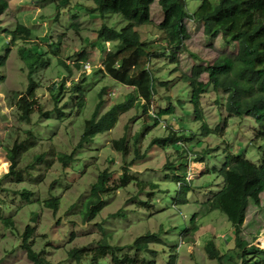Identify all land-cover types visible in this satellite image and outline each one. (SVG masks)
Masks as SVG:
<instances>
[{
	"label": "rangeland",
	"instance_id": "obj_1",
	"mask_svg": "<svg viewBox=\"0 0 264 264\" xmlns=\"http://www.w3.org/2000/svg\"><path fill=\"white\" fill-rule=\"evenodd\" d=\"M7 1L9 6L0 15V35L5 29L12 30L18 21L30 25L29 17L34 22L36 19L39 21L35 24L33 40L14 44L7 36L9 52L4 50V41L0 42V57L5 55L0 62V264H32L20 247L19 235L28 224L34 228V249L45 248L47 259L60 264H88L90 256L83 255L79 262L68 257L67 251L82 247L89 253L88 249L94 248L102 237L121 249L116 252L118 257H136L145 264H165L173 253L176 254V264H211L213 260L208 258L204 249L206 241L210 239L221 252L229 251L234 241L226 216L217 209L201 214L199 211L209 191L216 190L221 182L220 176L208 171L212 166L221 164L227 152L240 153L254 162L258 161L264 143L254 139L253 120L247 116L227 117L223 104L226 95L222 90H214L207 74L202 73L200 79L207 84L201 96L203 116L210 127L219 125V132L201 135L198 131L200 122L194 119V114L183 115L179 107L176 109L178 123H174L170 117H163L154 124L153 119L136 104L119 114L113 128L96 134L89 142L78 144L84 122L90 118L96 105H100L99 117L115 103L123 101L128 93L135 92L108 74L103 61L110 44L96 39L97 30L104 21L119 19L116 23L118 28L124 22L115 15L103 18L97 14L81 13L77 18L79 28L75 30L69 27L68 16L71 10L76 12L78 9L72 8L73 4L58 11L56 0ZM72 1L94 7L90 0ZM187 3L193 11L199 0H187ZM150 9L152 23L140 27V32L143 38L149 37L155 41L160 37L158 24L163 13L157 1L152 3ZM57 13L58 17L55 15ZM40 16L44 17L43 21ZM185 25L188 36L177 63L169 58L164 61V56L160 55L151 61L150 66H154L153 70L158 75L168 74L170 79H178V83L171 80L169 94L172 98L184 97L186 100L183 93L186 86L179 82L182 73L189 74L194 64L204 66L217 57L233 55L236 47L234 43L223 41L220 36L207 38L199 22L186 18ZM59 38V55L50 52L48 55L42 54L44 61L48 60L50 64L36 68L32 78L37 86L36 107L50 111L55 105L64 104V114L59 116L55 111L49 118L41 119L36 111L32 114L31 122L22 120L11 102V95L13 91H24L30 77L26 61L18 49L21 46L29 47L32 42L38 43L35 44L37 48L48 49L51 39L57 42ZM86 39H90L89 44L85 42ZM83 46L89 54V63L79 69L74 68L73 60L67 57L71 49L77 51ZM61 59L72 66L70 71L60 66L58 60ZM98 68L102 72L94 74ZM61 79L65 82L64 90L55 102L51 98V91ZM72 82L83 84L86 91L83 95L85 103L81 108L76 104V94H71L69 87ZM102 89L105 92L100 94ZM160 99L159 96L152 99L150 115L156 112L158 105H165V101ZM173 125L177 130H172ZM27 130H32L35 139L25 143L26 152L22 153L20 160L23 172L28 173L27 178L17 180L6 175L9 168L7 148L15 140L22 141L27 136ZM170 134L173 138L176 135L181 137L178 144L174 145L172 138L165 144L161 143L160 138ZM121 137L126 144L124 152L112 145L114 139ZM154 138H157L155 144ZM42 153L43 162L39 163L37 157ZM61 153L71 154L73 158L64 165L57 159ZM200 153L202 160H198ZM35 158L36 162L31 166H24ZM103 171L109 174L110 190L102 195L101 210L93 218L86 219L81 213L82 205L92 184ZM125 171L131 177L121 185ZM33 177L36 179H31ZM185 179L190 189L186 193V200L181 202L178 188ZM23 189L32 192L30 199L21 197ZM52 196L59 199L56 210L43 205V201ZM260 197V204L250 203L241 235L257 247L264 248V192ZM194 213H197L198 229L188 230ZM6 217L13 219V229L3 224L2 219ZM147 233L156 237L148 244L150 250L141 252L133 248V241ZM111 258L112 253H109L94 261V264H114Z\"/></svg>",
	"mask_w": 264,
	"mask_h": 264
},
{
	"label": "trees",
	"instance_id": "obj_2",
	"mask_svg": "<svg viewBox=\"0 0 264 264\" xmlns=\"http://www.w3.org/2000/svg\"><path fill=\"white\" fill-rule=\"evenodd\" d=\"M45 1V0H42ZM50 1V0H49ZM48 1V2H49ZM94 7H88L84 3H73L72 0H56L55 7L60 9L73 4L69 16V27L78 30L77 18L82 14H97L103 18L115 15L120 17L124 24L118 28V20L111 22L104 21L97 30L96 39H100L110 46L103 61L108 74L117 82L128 85L135 92L128 93L126 98L115 103L99 117L100 105H96L90 118L84 122L83 132L78 144L89 142L92 138L104 131L114 127L119 114L125 112L136 104L142 108V111L149 115L154 124L159 123L161 118L170 117L174 123H178V114L176 109L179 107L184 114H194V119L200 122L198 131L201 135H209L212 132H219L220 126L210 127L203 116L201 105V96L205 93L207 84L200 79L202 73H206L208 82L212 84L214 90H222L226 95L224 107L229 116H247L253 120L254 139H260L264 143V0H199V4L192 11L188 7L187 0H90ZM157 1L161 7L163 18L158 24L160 37L154 41L152 38H143L140 27L149 25L151 21L152 3ZM7 0H0V15L8 8ZM71 8V7H70ZM58 17V13L55 14ZM43 21V16L39 17ZM56 18V17H55ZM54 18V19H55ZM199 22L203 26V33L209 39H215L220 36L226 43H234L236 53L233 55H224L217 57L211 64H194L189 74L182 73L179 82H182L186 88L184 97L172 98L169 94L172 81L178 83V79H170L165 74H157L151 61L156 60L160 55L164 56V61L169 58L171 62L177 63V57L180 50L185 49L184 41L187 38V28L185 19ZM28 22H16L12 30L5 29L1 31L0 42L4 41V50L9 52L10 42L14 44L19 42H28L35 36V24L31 17ZM71 19V20H70ZM10 37V42L6 37ZM40 38L39 35L37 37ZM60 42L51 39L48 49L45 47L37 48L35 44L29 47L21 46L18 51L22 59L26 61L28 67V76L30 77L27 88L24 91H13L11 101L13 106L19 112V118L31 122L32 114L39 112L40 118L47 119L55 111L59 116L64 112L61 106L55 105L50 111H43L41 107H36L38 101L35 98L36 83L32 78V73L39 66L50 64V61H44L43 55L49 52L58 56L60 52ZM89 44L90 39L85 41ZM7 47V48H6ZM2 49V48H0ZM41 50H43L41 52ZM40 57H42L40 59ZM89 54L86 47L77 51L71 49L68 59L73 60L74 68H81L88 62ZM63 58V56H62ZM5 59V55L0 57V62ZM60 66L70 71L71 65L63 59L58 60ZM174 70V69H173ZM102 72L101 68L95 70L94 74ZM106 71L104 75L106 76ZM172 80V81H171ZM64 79L52 88L51 98L56 102L60 98V92L64 90ZM83 84L72 82L70 85L71 94H76V104L78 108L84 105L85 90ZM105 91L100 90V94ZM84 95V96H83ZM72 96V95H71ZM161 97L165 105H158L155 113L150 115V104L153 98ZM185 100V101H184ZM191 107V109L188 107ZM38 108V110L36 109ZM226 121V117H225ZM172 123V124H174ZM172 130H177L173 125ZM136 138V136H135ZM170 138L174 145L180 141V136L175 138L172 134L167 137H161V143L165 144ZM35 139L32 130H27V136L22 141H13L7 148V158L9 168L7 176L15 177L17 180L27 178L28 173H24V168L20 165L22 153L26 152V142ZM157 142L154 138L153 144ZM112 145L116 150L126 151L124 138L114 139ZM178 151V150H177ZM202 153L198 160H202ZM44 154H40L37 162H43ZM30 160L24 166H31L36 159ZM71 154L61 153L57 159L62 164H67L72 159ZM51 162V161H50ZM49 163L47 165L49 166ZM47 165L45 168H47ZM20 166V167H19ZM168 165H166L167 167ZM170 166V163H169ZM216 173L221 177V182L216 190L209 191L205 201L201 202L199 213H206L213 210L221 211L231 224L230 232L234 241V246L227 252H221L215 242L210 239L206 241L204 249L209 259L213 260L211 264H264V248L257 247L242 237L243 225L247 216L250 203L260 204V195L264 192V146L260 150L259 159L254 162L240 153L227 152L221 164L212 166L208 172ZM121 185L126 184L131 177L123 172ZM109 174L106 171L101 172L97 180L92 184L90 192L82 205L81 213L86 219L93 218L102 208V195L110 190ZM31 179H36L33 177ZM190 181V180H189ZM120 186V185H119ZM190 187L185 180L179 184L178 198L181 202L186 200V193ZM31 191L23 189L20 192L21 197L30 199ZM45 207L53 210L57 209L59 199L52 196L51 199L43 201ZM197 213L190 218V227L188 230H197ZM5 227L13 229L14 221L10 217L2 219ZM34 228L27 225L20 236V247L24 251L27 259L32 264H60L53 263L46 257L45 248L35 250L32 234ZM258 234V233H257ZM228 236V234H227ZM155 235L147 233L139 236L133 241V248L138 251L148 252L150 241L156 240ZM255 237H253L254 239ZM264 243V238L262 239ZM85 248L73 247L67 251L68 257L81 261L83 255L88 257V264H94L100 258L112 253L114 264H145L139 262L136 257L124 255L118 257L117 251L121 249L112 245L102 237L89 253ZM154 252V250H151ZM165 264H176V254H171Z\"/></svg>",
	"mask_w": 264,
	"mask_h": 264
},
{
	"label": "clouds",
	"instance_id": "obj_3",
	"mask_svg": "<svg viewBox=\"0 0 264 264\" xmlns=\"http://www.w3.org/2000/svg\"><path fill=\"white\" fill-rule=\"evenodd\" d=\"M87 63H89V62H86L85 65H86Z\"/></svg>",
	"mask_w": 264,
	"mask_h": 264
}]
</instances>
